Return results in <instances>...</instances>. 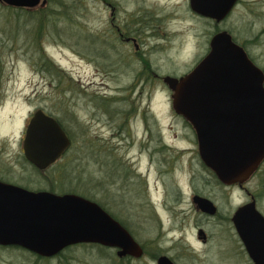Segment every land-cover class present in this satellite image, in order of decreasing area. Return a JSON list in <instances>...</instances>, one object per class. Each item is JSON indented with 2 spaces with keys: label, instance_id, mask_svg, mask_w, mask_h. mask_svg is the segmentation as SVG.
<instances>
[{
  "label": "rangeland",
  "instance_id": "obj_1",
  "mask_svg": "<svg viewBox=\"0 0 264 264\" xmlns=\"http://www.w3.org/2000/svg\"><path fill=\"white\" fill-rule=\"evenodd\" d=\"M74 1L68 9V19L51 16L47 31L40 39L49 57L71 76L74 88H69L66 83L58 86L55 76L39 69L31 60L30 50H26L25 33L19 43L1 57L5 65L0 74V141L5 165L18 177L17 180L23 182L21 184H27L35 191L52 190L53 186L57 193L76 189L75 192L85 197L104 202L127 223L136 240L146 248L143 258L129 263L117 256L116 249L108 248L102 255L98 247L81 246L70 252L75 256L74 264H157L151 256L157 253V249L170 252L178 264H250L240 250V239L231 220L234 211L249 201L246 194L240 189L229 188L226 197L222 196L211 174L199 163L200 158L195 154L198 149L196 137L177 116L172 106L171 91L163 78L150 82L144 76L141 79V68L135 56L128 57L127 66V58L120 51L123 47L98 37L97 33L104 34L109 29L110 10L107 5L101 3L102 0H76L77 4ZM110 1L118 5L119 15L125 18L132 0ZM147 1L165 6L168 12L176 14L168 20L169 28L178 30L187 41L179 52L176 45L168 50H159L152 56L157 73L160 76L183 75L186 70L180 65L194 59L197 45L200 42L204 47L202 42L208 39L209 34L204 36L202 22L189 14V0ZM69 14L75 16V20H70ZM11 16L13 10L10 6L0 2V28L14 24ZM228 27L240 43L247 44L256 63L264 67V0H244L228 21ZM249 39L255 42H248ZM144 41L146 44L154 43V40ZM128 49L134 51L133 47ZM100 95L116 99L113 103H106L111 110H134L128 125L124 114L111 115L99 105L102 101L99 100ZM40 108L60 117L78 139L75 175L69 177L66 173L62 183L54 181L65 174L64 169L68 167L65 158L43 172L34 170L24 161L25 129L33 113ZM162 137L174 148L186 149L169 172L159 164L157 156H154L157 163L150 160L149 152ZM108 152L111 159L119 157L125 165L128 162L133 173L130 181L113 170L110 176H104L101 164L105 166L103 160ZM191 159L197 175L196 183L211 180L208 192L215 195L214 199L221 205L226 219L201 216L186 196L182 204L186 212L183 218L178 219V228L172 230L170 217L156 202H162L167 187L173 190L178 183L185 184ZM158 169H161V175ZM30 180L33 181L30 183ZM246 183L257 191V177ZM110 185L117 191H108L106 188ZM257 206L264 214V198H260ZM156 209L161 214L164 229ZM199 225L209 234L207 243L198 238V233L203 236L200 234L203 230L197 232ZM35 259L36 256L25 250L0 247V264H60L58 257L38 263Z\"/></svg>",
  "mask_w": 264,
  "mask_h": 264
},
{
  "label": "water",
  "instance_id": "obj_2",
  "mask_svg": "<svg viewBox=\"0 0 264 264\" xmlns=\"http://www.w3.org/2000/svg\"><path fill=\"white\" fill-rule=\"evenodd\" d=\"M197 12L223 19L236 0H190ZM13 7H36L46 0H0ZM172 106L196 130L199 153L207 167L227 184L243 183L264 161V70L245 48L222 31L211 51L191 72L165 75ZM71 139L52 115L36 110L23 139L27 160L40 170L57 162ZM204 210L215 212L207 198L195 196ZM233 224L255 264H264V214L256 200L239 206ZM203 234V231L200 232ZM99 244L117 256L140 258L142 245L100 203L77 193L29 190L0 181V246H19L38 256L54 257L71 245ZM157 264H176L162 255Z\"/></svg>",
  "mask_w": 264,
  "mask_h": 264
},
{
  "label": "flooded vegetation",
  "instance_id": "obj_3",
  "mask_svg": "<svg viewBox=\"0 0 264 264\" xmlns=\"http://www.w3.org/2000/svg\"><path fill=\"white\" fill-rule=\"evenodd\" d=\"M58 1H62V3L59 4ZM148 2L149 1L147 0L130 1L131 6L127 8L125 18L124 17L122 18L121 15H119V12L117 11V9L119 8L116 3L110 0H102L101 3L107 5V8H109L110 10V16H109L110 20L108 23L109 29H108V32H104V34L97 33V35L98 37L101 36L104 39H106V42L107 41L117 42V46L123 47V50L120 48L119 49L127 58L126 59L127 66H128V57L132 58V56L133 57L135 56L137 62L139 63L141 71L150 70V71H155L157 73L158 71L157 66L153 62L152 56L155 53H157L159 50H164V49L168 50L171 47H176V45L179 46V49L176 48V51L179 52L185 46L187 41L182 38V34L178 30H176L175 28H172V29L169 28L168 23L170 22H168V20H171L170 18H174L176 14H171V11L168 12V8L165 6L149 4ZM40 4L37 5L38 7L36 6L33 8L39 9L43 5H46L50 7L51 15L60 16L61 20L68 19V9H69L67 6L68 0H46L45 4L42 2ZM243 4H244V0H236L235 4L233 5L228 15H226L223 19L218 20L216 18L203 15L197 12L196 10H194L191 5V1L189 0V3H188V8L190 11L189 14L195 18H198L202 22V26L205 29L204 36L206 34H209V37L208 39L202 42V45L204 47H202L199 42V44L197 45V51L194 54V59L192 58L190 61H186L184 64L180 65V66H183V68L186 70L184 74H187L193 71L201 63V61L210 53L211 40L214 37V35H216L219 32L226 31L230 33L232 35L233 41L242 45V43H240L235 37L233 30L230 27H228V21L230 20L233 13L237 10V8ZM145 39L154 40V43L146 44L144 41ZM132 47L134 48V51H131L130 49H128ZM245 50L248 53V56L252 59V61L256 63L253 60L252 56L250 55L251 53H249L247 49ZM172 67L174 69H177L174 66ZM162 77L163 76H160L159 78L162 79ZM171 95H172V91H171ZM177 116L182 120V123L185 125V127H189L190 130L193 132V134L196 137L197 144H198L196 130L193 127V125L183 115L177 114ZM126 123L128 125V115L126 118ZM147 131L148 129H146V132ZM127 134H128V128H127ZM148 142L151 143L150 138ZM185 151L186 149H183V148H179V149L174 148L173 145L165 142L162 137L160 143H158V145L155 146L154 149L149 152L150 160L152 163H157V161L154 159V156H157L159 164L164 166L166 168V171L169 172L170 170L174 169V164H176L177 161L184 155ZM22 152H23L25 163H27L29 167L31 166V168L37 171V167H35V165L30 163L25 157L23 148H22ZM3 153H4L3 145L0 141V181L16 184L24 188H27L29 190H34V189L29 188L27 184H21L22 181L17 180L18 177H15V175H13L14 173L11 172V169L5 165ZM195 154L197 157L199 156L198 157L200 158L199 163L201 164L202 168L206 170L207 172H209V174H211V179L214 181L215 186L218 187L220 193H222V196L226 197L225 195L228 194L227 191L229 190V188H234V189L236 188V189L242 190L246 194V197L247 199H249V201H251L253 198L256 200V203L260 201V197H258L256 192L252 190L247 185L246 182L254 177H257L259 179V176L257 174L259 172H262L263 167H264V161L259 166V168L251 175V177L245 182L243 183L235 182L232 184H227L221 181L219 177L216 175V173L205 165L199 153V144H198V149L196 150ZM192 162H193V159L190 160L191 168H190L189 175H188V178L186 179L185 184L178 183V185L175 186L176 189H173V190H172V187L170 186L167 187V191L165 192V196L162 202H156L157 205L161 208V210L170 217V223H171L170 227L172 228V230H174L175 228H178V224H179L178 219L183 218V215L186 212V209L182 206L184 202L183 199H185L186 196L190 200L192 207L198 213H200L201 216H205L209 218L220 217L221 219H226L225 216L223 215V210L221 209V205L217 202V200L214 199L215 195L208 192L209 185L211 184L210 182L211 180L209 181L207 180L204 182L202 180L201 181L202 184L196 183L197 175L195 173V170L192 168ZM101 166H103V170L101 169V172H104V176L105 177L110 176L113 168L107 165L104 166L103 164H101ZM158 172L161 175L162 173L161 169H158ZM123 173H124V177L126 178V180H128V162L125 165ZM12 175L14 178L12 177ZM26 177L27 176H25L24 178ZM132 177L133 176L131 175L129 178L131 179ZM32 181L33 180H30V183ZM51 189L52 190L50 191L55 192L52 187ZM59 194H63V193H59ZM197 195L209 199L216 207L215 212L212 213L211 210H208V211L202 210L194 200L195 196ZM158 214H159L161 226L164 229V226H163L164 222L161 218L160 212H158ZM128 230L130 229L128 228ZM200 230H203L204 232H203V236L201 237L199 236V233H198L199 240L202 243H207L209 239L208 232H206V230L203 229L201 225L197 226V232H199ZM161 232L164 233L162 229H161ZM239 239H240L239 243L241 244L240 250L245 255V257L247 258L250 264H255L253 259L250 257L240 237ZM87 244H93V243H87ZM142 247L144 249V255H146V248L143 245ZM162 255L169 256L176 264H178L177 258L174 255H172L170 252L165 253L164 251L162 250L159 251V249H157V253H154V255L152 254L151 256H152V259H154L157 263L158 258ZM143 256L140 258H143ZM140 258H134L131 256L123 257L124 260L128 259L129 263H132L135 260H138Z\"/></svg>",
  "mask_w": 264,
  "mask_h": 264
},
{
  "label": "trees",
  "instance_id": "obj_4",
  "mask_svg": "<svg viewBox=\"0 0 264 264\" xmlns=\"http://www.w3.org/2000/svg\"><path fill=\"white\" fill-rule=\"evenodd\" d=\"M73 1L74 0H68V5H67L68 8H71V6H72L71 4L73 3ZM76 2L77 1L75 0L74 3H76ZM58 3L61 4L62 1H58ZM10 8H11V10H13V16H11V17H14V24L12 23L11 25L2 26V28H0L1 29V36H0V74L2 73V68L5 65V63L1 60V57L6 54L5 51L12 48L13 45L18 44L19 40L21 39V36L23 35V33H25L27 35L26 40H25L26 50L27 49L30 50L31 60L39 67V69L42 72H47L48 74L55 76L57 78L58 83L60 84L58 86H61L62 84L66 83V85H68L69 88H74L75 82L73 81L71 76H69L64 70H62L55 63V61L51 57H49V55L46 53L44 46H42L41 42H40V39L42 38L44 31L45 32L47 31L46 27L49 25V21H50L51 16H53L50 14V7L43 5L40 9H34L33 7L28 8V7H12V6H10ZM54 16L60 18V16H57V15H54ZM69 19L75 20V16H73L72 14H69ZM250 41L255 42L252 39L248 40V42H250ZM242 45L245 49H247L249 51L246 43L245 44L242 43ZM252 58L256 62V60L254 59L253 56H252ZM261 68L264 70V67H261ZM139 77L141 79L144 78L150 82L151 80L159 78L160 76H158V73H156L155 71L145 70V71L140 72ZM99 100H102V101H99V105L102 108H104L111 115H114L115 113H117L118 116H119V114H121V115L124 114V116L126 118L128 115V119H129V117L132 115V113H134V110H131V109H120V108H116L114 110L109 109V107H108L109 105H107L106 103L115 102L116 99L114 97H110V96L105 97V95H100ZM127 102H128V100H127ZM46 112L48 114L54 116L59 121V123L62 125V127L64 128V130L66 131V133L68 134V136L70 137V139L72 141L70 148L61 157V158H65V162H66V165L68 167H66L64 169L65 174L61 175L60 178H55L54 183L58 184V183H62L63 177L66 178L65 177L66 173H67V176H69V177L72 176V174L75 175V172H76L75 166H74V162L76 160L75 147L77 145L76 143L78 142V139L72 134L70 129H68L63 124V121L60 117L54 115L51 112H48V111H46ZM60 159L56 163H58L60 161ZM103 162L107 166H112L113 171H115V173L118 176L121 175L126 180V178L124 177V173H123L124 168H125V164H124V161H122V159H120L119 157H115L114 159H111L110 154L108 152V155L105 157ZM56 163L53 164L52 166L58 165ZM37 171L43 172L44 170L42 171V170L37 169ZM131 175H133V173H132V170H130L129 166H128V179ZM257 175L259 176V179H258V187H257L256 194L258 195V197L263 199L264 198V167H263L262 172H259ZM128 181H130V179ZM113 187H111V185H110V186H107L106 189L108 191H115L116 192L117 189L113 190ZM53 190H54V186H53ZM75 191H77V190L75 189ZM75 191L69 190V191H66L64 193H77V194H79L78 192H75ZM88 198L94 200L91 197H88ZM98 203H100L115 218L120 220L127 228L130 229V227L127 225V223L124 220H121L120 217L116 213L112 212L105 205L104 202H98ZM130 231H132V230L130 229ZM81 246L82 247H88V246L89 247H98L100 249V252L102 255L108 248H110V247H105V246H102L99 244H87V243L76 244V245L68 246L67 248H65L63 251H61L59 254H57L54 257L60 258V264H74V261H75L74 257L75 256L70 254V252L73 251L74 249H76L77 247H81ZM0 247H2V248L3 247H14V248H19V249L25 250L27 252H30V251H28L22 247H19V246H0ZM30 253H32V252H30ZM32 254L34 256H36V259H35L36 263H38L39 261L41 262V260H50V259L54 258V257H42V256H38L34 253H32ZM126 260H128V259H126ZM116 264H128V263L118 262Z\"/></svg>",
  "mask_w": 264,
  "mask_h": 264
}]
</instances>
